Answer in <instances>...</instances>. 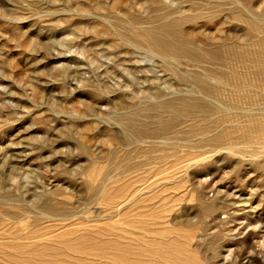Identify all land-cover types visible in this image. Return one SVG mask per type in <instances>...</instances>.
<instances>
[{"label":"rangeland","instance_id":"obj_1","mask_svg":"<svg viewBox=\"0 0 264 264\" xmlns=\"http://www.w3.org/2000/svg\"><path fill=\"white\" fill-rule=\"evenodd\" d=\"M193 1L0 0V202L16 209L10 215L0 207V264H242L244 240L259 257L253 263H264L263 143H237L234 153L220 148L206 153L208 159L183 161L181 151L158 143L193 145L194 136L168 132L162 140H141L124 123L130 115L150 125L167 116L150 110L153 102L200 95L192 82L177 78L189 65L117 35L154 14L160 20L199 14ZM243 3L264 22V0ZM225 13L216 23L197 18L183 32L196 43L247 40ZM235 93L221 89L209 97L221 110H241L246 103ZM144 140L157 146L147 148ZM92 185L98 192L89 193ZM53 192L60 193L52 201L71 209L70 219L50 220L38 209ZM198 198L223 207L202 214ZM21 204L29 210L16 208ZM229 213L233 218L225 219Z\"/></svg>","mask_w":264,"mask_h":264},{"label":"bare ground","instance_id":"obj_2","mask_svg":"<svg viewBox=\"0 0 264 264\" xmlns=\"http://www.w3.org/2000/svg\"><path fill=\"white\" fill-rule=\"evenodd\" d=\"M193 3L196 4V7L198 6V8H200L198 11L199 14L196 15L181 14V13L175 15L171 14L172 16H167V17L164 16L165 18L161 17L162 18L161 20L158 18L156 19L157 15L154 14L152 15V17L150 16L147 19V22L146 21L142 22L141 20H139L140 19L139 17L134 16L133 21L135 20L142 22L141 24L137 25V29L135 31L134 30L126 31L123 29H117V35H119L118 39L125 40L127 44L137 45L143 48L145 47L146 49L156 54L167 55L170 56L173 60H177V62L180 63L182 62L185 63L186 65H189L188 74L186 76L182 74H177V78L182 83H185L187 81L192 82L194 84V87L198 90V92H200V95L198 96L177 95L150 104V110L165 111V114L167 112L166 117L158 119L155 123H152L150 125L141 124L136 122L135 119H133L130 115L124 117V123L127 127H129L132 130L131 132H133V135L141 140L144 138H154V137L161 138L162 140V137L159 136L163 133H168V132H172L173 134H180V136L181 135H190V137L194 136L195 143H193V145L182 144V143L179 144L173 138H172L173 140H169L168 138V142H164L160 140L162 143H158L162 146L163 144L164 145L166 144L169 150L175 152V154L177 151L178 152L181 151L184 159L183 161L192 158L195 159L197 158L198 159L197 161H200L201 159H204L207 156L208 159L209 155L204 156L206 153L221 150L220 148H224L229 153L230 152L234 153L238 149L235 147L236 144L242 142L263 143L262 148L264 149V22H258L255 17H252L248 9L244 6L243 0L242 2L239 0H194ZM221 10L226 11V13L230 16V18H232L235 21H238V23L242 25V28L244 29L245 32L244 34L247 37L246 39L247 40L251 39V44L248 42L249 40L248 41L245 40L242 43L236 45L234 42L231 41L226 42L224 40H213L206 38L200 40L199 43H196L194 41L193 36L188 37L184 34L183 32L184 24L194 23L197 20V18H203L215 22L214 20L217 18ZM260 15L264 17V9L261 11ZM237 60L239 62L238 66H236V64H234L233 62ZM221 89L224 91L225 90L237 91L238 93H235V98L238 97L239 99H242V101L246 103L245 106L240 108L241 110L231 109L232 113H230L231 110H224V109L221 110V108L220 109L217 108V106L213 103V101L210 99L209 96L216 97ZM235 100L236 99L231 100L232 102L231 104H233L234 107L236 102L233 101ZM261 100H263L262 103L260 102L261 104L259 103L257 105H253L257 103V101H261ZM149 117L152 118L151 116ZM185 120L188 121V123H186L185 128H182L179 131H175L174 129L176 125H178L180 121H185ZM155 142L151 141L149 143L146 141L147 143L146 147L148 148V147L157 146L156 144H154ZM136 143L138 144V141ZM142 143L144 144V142ZM142 143H139L138 145H143ZM255 151L256 148L254 149L251 148L248 152L252 154L255 153ZM213 153L215 154V152ZM117 157L118 156H115V158ZM144 159H146V157H144ZM115 160L117 161L118 158ZM165 161H167V159ZM94 170L95 168L93 169V171ZM175 170L178 171L179 169H175ZM101 175L102 174L100 173L99 178H102ZM94 184L97 183H93V185ZM86 185L87 182L85 186ZM93 185L90 186L91 192L88 191L89 193L98 192L99 189L96 190L97 189L96 185L95 186ZM58 193L53 192V194H51L50 196L48 195L49 201H44V203L42 202L43 201L42 198V201L38 202L39 203L38 209L46 213L49 216V218H52L50 220L59 219L63 221L70 217L71 214L69 213L71 209L68 206H66V204L63 201H57V200L52 201V199H54L52 197ZM198 200H199V212H201L202 214L204 213L207 215H212L218 208L223 207L222 205H217L216 202L212 200L203 199V198H198ZM231 203H235V201L233 200V202ZM0 207L3 209L4 213H10V215L11 212L14 213L15 212L14 210H16V209L13 210V207L10 209L9 207L5 206L4 202H0ZM16 208L21 209L22 211H24V213L25 210H29L27 209L26 206L22 204ZM36 211L37 214L36 213L35 214L38 216L40 213H38V210ZM46 214L45 216H47ZM13 218L17 219L16 217ZM232 218L233 215L229 213L227 214L225 219L229 220ZM41 219L42 218H40V220ZM204 229L205 228H203V230ZM178 235L180 234L178 233ZM176 236L175 238L177 239L180 238ZM215 240L216 237L212 238L211 240L212 243L215 242ZM242 243H243L242 249L239 252L240 259L242 258V264H254L253 261L257 257L256 255L250 252L249 250L251 248L250 243L247 242L246 240H244V242ZM176 244H178V242ZM79 245H81V243ZM262 245L264 246V242ZM189 247L186 246V248ZM183 253L184 252H182L181 254L184 255ZM164 256L166 255L164 254ZM257 259H255V261ZM237 260L239 259L237 258ZM258 264H262V263H258Z\"/></svg>","mask_w":264,"mask_h":264}]
</instances>
